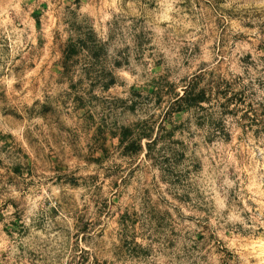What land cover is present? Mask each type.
I'll return each instance as SVG.
<instances>
[{
	"label": "rangeland",
	"instance_id": "1",
	"mask_svg": "<svg viewBox=\"0 0 264 264\" xmlns=\"http://www.w3.org/2000/svg\"><path fill=\"white\" fill-rule=\"evenodd\" d=\"M0 264H264V0H0Z\"/></svg>",
	"mask_w": 264,
	"mask_h": 264
},
{
	"label": "trees",
	"instance_id": "2",
	"mask_svg": "<svg viewBox=\"0 0 264 264\" xmlns=\"http://www.w3.org/2000/svg\"><path fill=\"white\" fill-rule=\"evenodd\" d=\"M74 50V46L70 45L68 46V51L73 52ZM110 85H106L105 89L107 90L109 88ZM130 131L126 130L123 138H121V143H123L124 139L128 138ZM152 137L151 133H149V131H143L142 133L138 134L137 138L131 142L128 146H127V150H132L135 153H139L140 151H142L143 147H142V142L144 140H147V142L149 140H151L150 138ZM147 148H149V143H146Z\"/></svg>",
	"mask_w": 264,
	"mask_h": 264
}]
</instances>
